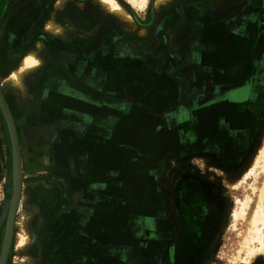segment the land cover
<instances>
[{
  "label": "rangeland",
  "instance_id": "rangeland-1",
  "mask_svg": "<svg viewBox=\"0 0 264 264\" xmlns=\"http://www.w3.org/2000/svg\"><path fill=\"white\" fill-rule=\"evenodd\" d=\"M118 1L126 17L96 0H65L52 9L60 10L56 25L62 37L69 30L76 33L82 48L78 62L99 46L110 55L120 52L103 64L107 85L93 79L92 145L86 154L80 148L73 153L71 170L62 157L55 162L52 138L47 154L40 151L36 158L30 143L20 139L22 193L6 264H264V247L249 254L243 245L264 172L255 181L253 176L242 181L264 128V0H163L159 5L147 0L143 7ZM187 2L200 6L188 22ZM33 3L0 0V7L7 13L16 9L20 19L35 11ZM205 24L218 29L217 37L201 38L192 60L202 62L189 68L180 49L197 46ZM239 53L248 59L241 68L233 59ZM124 62L129 68L119 70ZM143 63L157 66L173 82L163 95L151 91L149 101L139 102L134 75ZM91 69L100 76V63ZM236 85L244 88L230 97ZM254 88L262 91L263 101L250 111L243 98ZM214 105L222 108L211 112ZM166 125L172 142L164 136ZM196 127L202 129L198 135ZM6 129L0 112V242L12 183ZM85 173L86 189L80 185ZM246 195L251 200L245 217L234 220L229 214L236 198ZM20 231L26 237L22 245Z\"/></svg>",
  "mask_w": 264,
  "mask_h": 264
},
{
  "label": "crops",
  "instance_id": "crops-1",
  "mask_svg": "<svg viewBox=\"0 0 264 264\" xmlns=\"http://www.w3.org/2000/svg\"><path fill=\"white\" fill-rule=\"evenodd\" d=\"M54 3L55 0H35V4L39 5L38 14L33 17L35 28L26 32L20 29L22 21L16 17L17 15L0 12V74H4L0 81L2 86L3 79L19 67L23 57L31 49H36V54L41 61L37 67L23 75L24 88L2 87L3 94L14 118L19 139L34 144L38 149L39 144L47 146V142H50L52 138L55 162H59L58 158L62 157L60 162L66 163L67 170H71L74 166L71 162L75 159L73 153L77 155L76 151L80 148L84 149L86 154L87 147L92 145L89 132L92 131L93 124L91 104L93 60L91 55L89 57L85 54V62H78L81 49L77 44L76 33L69 31L62 39L59 32L52 34L46 30L47 20L51 14L55 19L57 10L51 13L48 7ZM38 41L41 42L40 47L37 46ZM182 49V56L189 68H199V62L202 61L192 59L193 53L201 50L200 45ZM110 59V56L106 59L101 57L100 61H97L100 62L101 69ZM129 64V62L119 64V70L129 68ZM88 65H90L89 70ZM136 70L134 98H137L139 102L149 101L148 98L151 97L148 94L151 91H154L157 97L163 95L167 86L169 88L170 82L162 77L157 66L138 65ZM101 80L100 86L108 83L109 77H102ZM257 95L261 96L262 91L259 92L254 88L248 96L243 98L249 101L246 105L247 110L254 111L252 103ZM89 97L90 100H88ZM161 99L156 101L160 102ZM263 106H260V110ZM255 112L258 111L255 110ZM133 131L137 136L135 124H133ZM169 131L172 129L167 126L163 132ZM195 131L198 135L202 129L196 127ZM159 132L161 133L160 130ZM159 132L155 129L156 134ZM2 136H4L3 145L7 149L10 142L6 131L4 133L2 131ZM19 142L22 145V140ZM85 176L86 173L80 178V185L85 186L84 189L88 186Z\"/></svg>",
  "mask_w": 264,
  "mask_h": 264
},
{
  "label": "bare ground",
  "instance_id": "bare-ground-1",
  "mask_svg": "<svg viewBox=\"0 0 264 264\" xmlns=\"http://www.w3.org/2000/svg\"><path fill=\"white\" fill-rule=\"evenodd\" d=\"M65 0H56L53 4L54 7L60 8ZM101 5L103 9L111 11L116 16L123 18L126 17L125 9L122 4L118 0H96ZM134 6L143 7L147 0H126ZM163 0H155V5H159ZM95 2V1H94ZM58 11V10H57ZM53 13V12H52ZM128 20L130 16L127 15ZM59 24V23H58ZM56 26V22L53 17H50L47 20L46 30L51 32L52 34H56L57 32L54 30ZM41 42H37V46L40 47ZM41 59L36 54V49H31L27 55H25L16 69H14L5 79H3L2 87H12V88H24L23 75L33 68L37 67L40 63ZM259 148L257 155L253 157L251 164L247 167L245 174L242 177V181H245L249 176H253L254 181L257 179L258 175L264 172V128L261 134V138L259 139ZM252 191L255 192L256 185L251 184ZM258 201L255 203L256 205L252 209L250 220H249V230L248 233L245 232L243 240V245L249 248V254L253 253L254 250L261 249L264 247V180L262 185L258 188ZM248 194V193H247ZM251 197L246 195L244 198H236V207L231 210L229 215H232L233 219L236 220L238 217H245L247 212V208L249 206ZM248 229V227H247ZM244 235V234H243ZM257 240L259 246L250 247V241ZM26 241V237L23 231H20L18 244L22 245ZM241 244V243H240ZM242 246V245H241ZM245 248V247H244ZM247 249V248H246ZM246 251V250H245ZM248 256V255H247ZM250 256V255H249ZM246 258V257H245Z\"/></svg>",
  "mask_w": 264,
  "mask_h": 264
},
{
  "label": "flooded vegetation",
  "instance_id": "flooded-vegetation-1",
  "mask_svg": "<svg viewBox=\"0 0 264 264\" xmlns=\"http://www.w3.org/2000/svg\"><path fill=\"white\" fill-rule=\"evenodd\" d=\"M56 1V0H55ZM33 4H35V0H33ZM22 3H24V2H22ZM11 4V3H10ZM12 6V5H11ZM36 9H35V11H30L29 13H28V15L26 14V15H21L22 16V18H20L19 20H21L22 21V24H21V27H20V29L22 28V30L24 31V32H26V31H31L32 30V28H35V25H33V17L34 16H37V14H38V11H39V5L38 4H36ZM49 8H50V11H51V13H52V9L54 8V6L53 5H51V7H50V5L48 6ZM47 7V8H48ZM183 7H184V10H185V20H187V22L191 19V18H189V16L191 17L193 14H197V10H199L200 9V6H199V4L198 3H192L191 5H189V2H187V3H184V5H183ZM5 10L6 9H4L3 10V7H0V12L1 13H3V14H9V11L11 10L10 8L8 9V13L7 12H5ZM16 9H13V10H11L10 11V14H12V13H14L15 14V12H13V11H15ZM19 13V12H18ZM13 14V15H14ZM61 15V13H60V10L58 9V11L56 12V15H54V17H55V19H54V21L56 22V24L58 25V23H60V15ZM16 15V14H15ZM17 16H18V14H17ZM16 16V17H17ZM198 16V15H197ZM50 17H52V14L50 15ZM49 17V18H50ZM183 18V19H184ZM181 24V23H180ZM55 26L56 28H55V31L58 33H60V36H61V38L62 39H64V37H65V35H67L68 33H69V31L71 32V30H69L68 31V33H64L63 34V37H62V34H61V31L60 30H58V26ZM208 24H205V27H204V29H203V32L204 33H202V36L203 37H200V36H198V38H197V40H196V42L199 44V43H201V38H203V40H207V42H213L212 40H215L216 39V37L217 36H215L216 35V32H217V30L218 29H216L215 27H213L212 25H208ZM225 26H227V27H225V29H227L228 27H229V25L228 24H224ZM230 28V27H229ZM71 33H75V32H71ZM181 33H183L182 32V30H181ZM101 34H103V33H100V35ZM214 37H215V39H214ZM77 39V38H76ZM181 40H182V42H184V35L182 36V38H181ZM221 40H224V41H227L226 39H221ZM223 41V42H224ZM206 42V43H207ZM261 43H262V41H261ZM188 44V43H187ZM193 45V44H192ZM191 45V46H192ZM229 45H231L230 43H229ZM191 46H186V47H191ZM78 47H81V46H78ZM84 47H85V49H87L88 48V44H85L84 45ZM186 47H182V48H186ZM180 49V52H179V54H180V56H181V58L182 59H184V61H185V58H183V56H182V51H183V49ZM81 50H82V48H80ZM262 49V48H261ZM80 50V51H81ZM206 50H208V49H206ZM90 51V50H89ZM116 51H118V52H120L119 50H113V55H110L109 54V50L106 48V50L105 49H103V46L102 47H96V49L94 50V52H95V54L92 56V50L90 51V52H88L87 54L89 55V57H90V55L92 56V60H93V63L94 62H96V63H100V62H97V61H100V58L101 57H103V59H106L108 56H114L115 55V52ZM210 51V50H209ZM233 59H235L234 60V62H236L237 60H238V67H242V66H245L246 65V62H248V59H247V56H242V55H240V53H239V56H237L236 58H235V56H233ZM225 60H227V59H225ZM131 61H136V60H131ZM216 62H219L220 61V57L218 58V59H216L215 60ZM229 61V60H228ZM92 63V64H93ZM186 63V62H185ZM229 63V62H228ZM141 65H146V64H141ZM89 67H88V70H89V68H90V65H88ZM101 66V65H100ZM147 66H151V65H147ZM158 68V67H157ZM160 69V68H159ZM233 68H230V71L232 70ZM160 73H161V75H162V77L164 78V79H166V80H168L167 79V77L165 76L166 74L165 73H163V72H161V70H160ZM96 74V73H95ZM107 73H105V75H104V71H103V69L100 71V76H98V75H95V77H94V75H93V73H92V79H96V81H102L101 79H102V77L103 78H107L109 75H106ZM231 75V74H230ZM170 83L171 82H173L172 80H168ZM238 86V87H237ZM240 85H236V86H234V87H231V89H230V91H229V94L231 95H229L230 97H232V95H233V93L235 92V90H237V89H239L240 88V90H242L244 87H239ZM244 86V85H243ZM257 98L253 101V105H255V104H258V103H260V102H262L263 101V99L260 97V95H257L256 96ZM215 106V108H211V109H209L211 112H216V111H218V109H220L219 107H221L222 108V106H218L217 108H216V105H214ZM207 112V111H206ZM206 114H208V112L206 113ZM203 115L205 116V112L203 113ZM17 130V129H16ZM18 134V133H17ZM168 134V135H167ZM167 134H165L164 133V136H165V138L167 139V141L168 142H172L173 140H172V138H173V134H172V131H169ZM7 135H8V138H9V134H8V131H7ZM170 137V138H169ZM18 140H20L19 139V137H18ZM9 142H10V138H9ZM47 143H49V142H47ZM31 146H32V151L33 152H35L36 153V156H34L35 158L37 157V153H39L40 151L45 155L47 152H46V147L47 146H42V145H40L39 144V148L37 149V148H35V146H34V144L32 145V144H30ZM48 145V144H47ZM19 147H20V155H21V142H19ZM6 149V147L4 146V153H6L7 151L9 152V155H10V158H9V160H10V162H11V144H9L8 145V147H7V149ZM7 152V153H8ZM34 155V154H33ZM21 168H22V175H23V166H22V156H21ZM22 178H21V186H20V195H19V199H18V204H17V207H16V211H15V215H14V223H13V226H12V237H11V241H10V246H9V249H10V247H11V242H12V238H13V233H14V225H15V217H16V212H17V209H18V205H19V202H20V199H21V193H22ZM11 187H12V183H11ZM10 195H11V192H10ZM9 199H10V196H9ZM9 199H8V204L6 205V212H5V216H4V222H3V229H2V233H1V242H0V248H1V243H2V238H3V234H4V229H5V223H6V217H7V212H8V205H9ZM9 249H8V254H9ZM8 254H7V257H6V262H7V259H8ZM6 262H5V264H6Z\"/></svg>",
  "mask_w": 264,
  "mask_h": 264
},
{
  "label": "water",
  "instance_id": "water-1",
  "mask_svg": "<svg viewBox=\"0 0 264 264\" xmlns=\"http://www.w3.org/2000/svg\"><path fill=\"white\" fill-rule=\"evenodd\" d=\"M0 112L3 116L11 144V163H12V187L9 199L8 212L6 217L5 229L0 248V264H5L10 241L12 237V226L14 215L20 195V186L22 178L21 155L16 125L7 101L4 97L0 83Z\"/></svg>",
  "mask_w": 264,
  "mask_h": 264
}]
</instances>
